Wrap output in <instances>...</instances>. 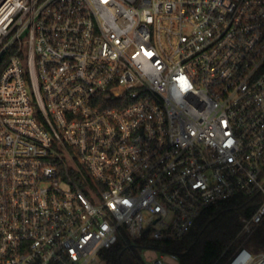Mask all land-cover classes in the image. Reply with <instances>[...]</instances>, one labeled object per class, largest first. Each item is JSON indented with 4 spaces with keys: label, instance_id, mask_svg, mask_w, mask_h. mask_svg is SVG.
<instances>
[{
    "label": "built area",
    "instance_id": "built-area-1",
    "mask_svg": "<svg viewBox=\"0 0 264 264\" xmlns=\"http://www.w3.org/2000/svg\"><path fill=\"white\" fill-rule=\"evenodd\" d=\"M5 56L0 264H108L239 195L223 264H264V0H0Z\"/></svg>",
    "mask_w": 264,
    "mask_h": 264
},
{
    "label": "trees",
    "instance_id": "trees-1",
    "mask_svg": "<svg viewBox=\"0 0 264 264\" xmlns=\"http://www.w3.org/2000/svg\"><path fill=\"white\" fill-rule=\"evenodd\" d=\"M6 63L5 56L0 60V72ZM262 201L261 195H239L210 206L202 212L191 231L177 241H132L124 236L107 254L108 264H144L141 250L145 247L176 252L180 264H223L243 240L237 237L243 225L242 218L250 217ZM244 245L254 252L264 250V219Z\"/></svg>",
    "mask_w": 264,
    "mask_h": 264
},
{
    "label": "rangeland",
    "instance_id": "rangeland-1",
    "mask_svg": "<svg viewBox=\"0 0 264 264\" xmlns=\"http://www.w3.org/2000/svg\"><path fill=\"white\" fill-rule=\"evenodd\" d=\"M247 247V246H246ZM249 248V247H248ZM261 251V250H260ZM262 251H264V250H262ZM142 254H144V251H143V253ZM147 255L149 256V257H156L157 255H159V252H153V251H150V252H147Z\"/></svg>",
    "mask_w": 264,
    "mask_h": 264
}]
</instances>
